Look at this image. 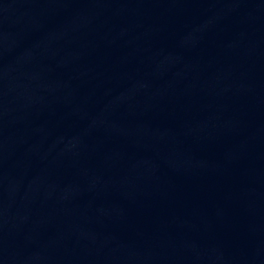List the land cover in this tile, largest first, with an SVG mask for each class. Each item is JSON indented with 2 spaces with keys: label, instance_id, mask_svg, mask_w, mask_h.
<instances>
[{
  "label": "water",
  "instance_id": "water-1",
  "mask_svg": "<svg viewBox=\"0 0 264 264\" xmlns=\"http://www.w3.org/2000/svg\"><path fill=\"white\" fill-rule=\"evenodd\" d=\"M0 264H264V0H0Z\"/></svg>",
  "mask_w": 264,
  "mask_h": 264
}]
</instances>
